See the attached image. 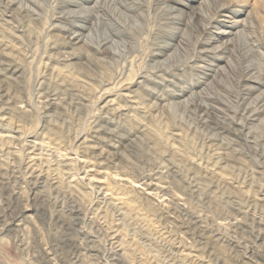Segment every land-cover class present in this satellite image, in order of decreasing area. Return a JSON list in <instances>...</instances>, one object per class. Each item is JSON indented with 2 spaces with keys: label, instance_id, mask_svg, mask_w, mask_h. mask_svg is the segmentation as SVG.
Here are the masks:
<instances>
[{
  "label": "rangeland",
  "instance_id": "1",
  "mask_svg": "<svg viewBox=\"0 0 264 264\" xmlns=\"http://www.w3.org/2000/svg\"><path fill=\"white\" fill-rule=\"evenodd\" d=\"M0 264H264V0H0Z\"/></svg>",
  "mask_w": 264,
  "mask_h": 264
}]
</instances>
